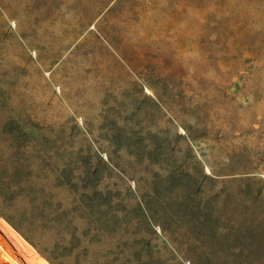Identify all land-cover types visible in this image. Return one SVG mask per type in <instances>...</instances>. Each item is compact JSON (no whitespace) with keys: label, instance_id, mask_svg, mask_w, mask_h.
Masks as SVG:
<instances>
[{"label":"rangeland","instance_id":"1","mask_svg":"<svg viewBox=\"0 0 264 264\" xmlns=\"http://www.w3.org/2000/svg\"><path fill=\"white\" fill-rule=\"evenodd\" d=\"M3 177L0 264H264V0H0Z\"/></svg>","mask_w":264,"mask_h":264},{"label":"trees","instance_id":"2","mask_svg":"<svg viewBox=\"0 0 264 264\" xmlns=\"http://www.w3.org/2000/svg\"><path fill=\"white\" fill-rule=\"evenodd\" d=\"M0 190L3 192L2 195H0V199L2 203L0 204V215L5 216L6 218H15L17 220H22L26 218L25 211L18 208L17 211H14L12 213L13 215H8L6 213V210L8 211L10 209V202L14 198L17 191L22 192L24 190V187L20 184L18 186L15 185L14 181L11 178H1L0 179Z\"/></svg>","mask_w":264,"mask_h":264}]
</instances>
